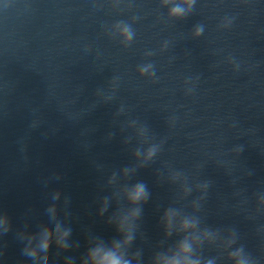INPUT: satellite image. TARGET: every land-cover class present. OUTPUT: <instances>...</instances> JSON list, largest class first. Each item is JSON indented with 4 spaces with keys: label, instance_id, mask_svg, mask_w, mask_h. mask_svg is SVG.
I'll return each instance as SVG.
<instances>
[{
    "label": "clouds",
    "instance_id": "obj_1",
    "mask_svg": "<svg viewBox=\"0 0 264 264\" xmlns=\"http://www.w3.org/2000/svg\"><path fill=\"white\" fill-rule=\"evenodd\" d=\"M182 12V9L176 8L173 10V14ZM147 199L146 188L143 183H138L133 191L129 195V200L131 203L135 204L141 200ZM54 211V210H53ZM53 220L55 217L53 216ZM5 224L7 221L5 220ZM191 226L190 222L185 221L183 227L187 228ZM118 231H124L125 225L120 223L118 226ZM5 233L8 228H4ZM57 234L56 243L61 249H68L72 245L69 244L67 238L71 235V229L64 228L59 222H55L51 229L45 228L43 231V237L39 241L36 248L26 246L23 249V255L32 261H35L38 253H45L42 258L44 264H47V253L51 246V236L52 233ZM133 239V236L126 234L124 244L127 245ZM31 240L29 241V245ZM121 245L119 242L114 243L111 247L101 244L96 247L90 248L87 253L86 259L82 261V264H131V260L125 257V254L121 252ZM195 249L193 245L187 240H182L177 246L175 252L171 255H163L157 257L156 264H200V259L195 256ZM138 255V253H137ZM231 256L235 259V264H251L250 258L245 253L243 247L238 248L236 251L231 253ZM71 260V258H69ZM74 264V261L72 262Z\"/></svg>",
    "mask_w": 264,
    "mask_h": 264
}]
</instances>
